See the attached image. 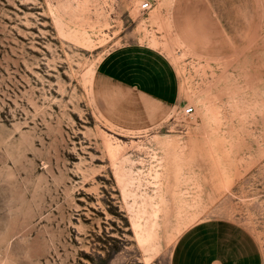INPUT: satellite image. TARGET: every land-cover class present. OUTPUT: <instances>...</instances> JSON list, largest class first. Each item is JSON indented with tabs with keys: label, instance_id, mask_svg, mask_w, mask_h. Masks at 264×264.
<instances>
[{
	"label": "rangeland",
	"instance_id": "1",
	"mask_svg": "<svg viewBox=\"0 0 264 264\" xmlns=\"http://www.w3.org/2000/svg\"><path fill=\"white\" fill-rule=\"evenodd\" d=\"M209 221L264 262V0H0V264H156Z\"/></svg>",
	"mask_w": 264,
	"mask_h": 264
},
{
	"label": "crops",
	"instance_id": "2",
	"mask_svg": "<svg viewBox=\"0 0 264 264\" xmlns=\"http://www.w3.org/2000/svg\"><path fill=\"white\" fill-rule=\"evenodd\" d=\"M111 58L109 56L104 59L98 67L99 78L125 85L129 89L136 88L142 95L159 99L157 96L160 95L119 75L120 69L128 71L125 67L116 70L119 67L118 61ZM140 80L143 83L150 82L156 87L159 83L156 76ZM162 99L159 100L163 101ZM213 256L222 257L224 264H258V261L264 264L258 243L243 227L229 221H209L189 229L176 244L171 260L174 264H208ZM217 264H220V261H217Z\"/></svg>",
	"mask_w": 264,
	"mask_h": 264
},
{
	"label": "snow or ice",
	"instance_id": "3",
	"mask_svg": "<svg viewBox=\"0 0 264 264\" xmlns=\"http://www.w3.org/2000/svg\"><path fill=\"white\" fill-rule=\"evenodd\" d=\"M170 251H171V249H170ZM217 261H220V264H224L222 257H218V256H213L208 261V264H217ZM156 264H174V261L170 260L168 256H163V257L157 259ZM258 264H261V262L258 261Z\"/></svg>",
	"mask_w": 264,
	"mask_h": 264
},
{
	"label": "bare ground",
	"instance_id": "4",
	"mask_svg": "<svg viewBox=\"0 0 264 264\" xmlns=\"http://www.w3.org/2000/svg\"><path fill=\"white\" fill-rule=\"evenodd\" d=\"M143 6V5H142ZM186 111V110H185ZM106 144H107V142H106ZM114 148V147H113ZM112 147H109L108 149H109V153H110V156H111V158L113 159V158H117V157H115L116 156V153H115V151H114V149H113ZM114 160V159H113ZM158 214V213H157ZM157 218V217H156ZM141 228V225L139 224V225H137V224H135V229H136V234H137V237H138V240H139V242L142 244V243H144L145 244V242L147 241L148 242V240H150V239H148V240H146L147 238L145 237V236H142V235H140L139 234V232H140V229ZM138 230H139V232H138ZM146 242V243H147Z\"/></svg>",
	"mask_w": 264,
	"mask_h": 264
},
{
	"label": "built area",
	"instance_id": "5",
	"mask_svg": "<svg viewBox=\"0 0 264 264\" xmlns=\"http://www.w3.org/2000/svg\"><path fill=\"white\" fill-rule=\"evenodd\" d=\"M150 8H151L150 3H146V4H144L142 6L143 11H148V10H150ZM193 114H195L194 108H188V109H186V111H185V115L186 116H192Z\"/></svg>",
	"mask_w": 264,
	"mask_h": 264
}]
</instances>
